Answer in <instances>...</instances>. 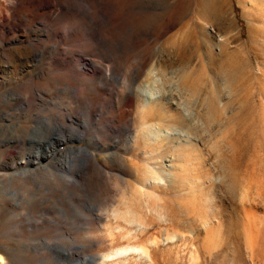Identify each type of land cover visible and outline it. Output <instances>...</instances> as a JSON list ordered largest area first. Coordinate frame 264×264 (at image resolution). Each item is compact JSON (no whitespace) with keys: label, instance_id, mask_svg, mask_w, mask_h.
I'll return each instance as SVG.
<instances>
[{"label":"rangeland","instance_id":"obj_1","mask_svg":"<svg viewBox=\"0 0 264 264\" xmlns=\"http://www.w3.org/2000/svg\"><path fill=\"white\" fill-rule=\"evenodd\" d=\"M49 1L0 0V37L6 33L0 49V253L5 264H73L77 257H97L110 248V241L100 238L104 212L130 194L140 176L136 166L141 173L144 165L143 152L127 144L140 126L142 105L135 95L128 105V89L121 82L134 72L144 79L154 53L179 62L173 70L188 66L185 84L174 88L167 80V88L192 114L182 125L192 139L189 146L170 143L157 163L171 164L182 176L175 186H189L190 175V183H203L204 189L190 184L197 188V209L175 186L158 191L161 199L153 204L162 206L171 221H155L142 238L145 243L160 240L152 247V264H196L192 246L199 254L197 264H264V1L215 0L221 14L234 18L233 24L225 21L221 36L211 27L214 17L202 0H101L102 18L95 0ZM27 26L44 33L38 42L29 39L40 53L30 62L25 48L10 45ZM211 34L227 44V56L240 65L233 84L216 90L230 97L227 113L212 119L197 111L200 94L212 97L210 76L221 80L228 68L222 67L225 58L217 47L210 54L204 50ZM118 44L125 47L116 52ZM40 124L49 127L36 135ZM56 124L63 125L61 130L45 141ZM62 136L63 141L56 140ZM48 142L53 151H47ZM70 147H88L90 154L71 153ZM135 202L140 208L141 201ZM220 214H245L253 227L249 242L236 230L209 254L202 236L163 241L162 227L186 235ZM127 242L119 236L112 247ZM52 244L69 248L71 261ZM144 259L114 264H151Z\"/></svg>","mask_w":264,"mask_h":264},{"label":"bare ground","instance_id":"obj_2","mask_svg":"<svg viewBox=\"0 0 264 264\" xmlns=\"http://www.w3.org/2000/svg\"><path fill=\"white\" fill-rule=\"evenodd\" d=\"M3 1H6L8 3L12 2V0H3ZM202 1H203L202 4H204L203 8L205 6V9H206V11H205V9H204V11L208 14L209 13L212 14L214 17V18L212 17L214 20H213V22H211L212 23L211 27L217 33V35L221 36L223 33V30H225L224 29L225 28L224 23H225V25H226V22L233 24L234 18L230 15V13L221 14L223 12L222 11L223 8L219 5H217L215 0H202ZM262 1H264V0H262ZM44 2H47L48 5L50 4L49 0H44ZM85 2H86V5L88 4L90 7H92L91 3H89L88 1H85ZM95 4H96L95 12L97 11V13L100 14L101 18L104 17L102 10H104L105 7L102 6L103 4H102L101 0H95ZM262 6H263V10L261 12V17L264 18V2H262ZM87 12H89V11H87ZM1 26H2V24H0V27ZM233 28H235V27H233ZM10 32H12L11 28L8 29L7 33H10ZM5 34L6 33H4V32L1 33V35L3 37H0V49L3 46ZM43 34L44 33L40 29H34L30 26H27L26 29H23L18 33V36L14 37L12 39V42H10V45H13V47L15 49L20 48V47L25 48L27 50L26 54H27V59L29 60V62L34 61V60H36L38 55H40V53L35 50V45L30 43L29 39L30 40H36L34 42H38V39H40L43 36ZM228 36L229 35H227V37ZM231 37L232 36H230V40L232 39ZM209 38H210L209 41H206V43H205L206 49H204V50H206L210 54V53H213V49H215L217 47L219 49L220 56L225 58L224 59V65H222V67L224 68L226 66L228 68L226 74H223L224 77L221 78V80L215 78V76H210V80H209L210 86H208V87L211 91L212 97H210V96L206 97L202 92L200 94V97H201L200 100L202 102L200 101V108H198L200 110L197 109V111H201V113L205 114L206 116H208L209 118L212 119L218 113H221V114L227 113L226 111L228 109H226V107L229 106L228 102H230V101L228 99L230 97L228 98V96H227L228 94L227 95L221 94V93L219 94V93H217L216 90L218 88V85H220V86L223 85V88H224V86H230L231 85V83L236 78V73H237L236 71L238 69V66L240 67V65H238V63L236 61H234L229 55L227 56V53H226L227 44H225L224 41H221V42L218 41L217 42V40L215 39L216 37H214L212 34H211V36H209ZM237 39H238V37H237ZM237 39H235V40H237ZM225 41H227V40H225ZM228 42H226V43H228ZM236 43H237V41H236ZM124 47H125L124 45L118 44V46H115L114 51L118 52ZM237 48H238V46H237ZM17 50H19V49H17ZM236 50L237 49H234V51H236ZM22 51H24V50H22ZM229 52H231V51H229ZM21 54H22V52H21ZM19 56H21V55H19ZM19 58H21V57H19ZM22 58H23V56H22ZM211 58H213V57H211ZM214 58H215V56H214ZM207 61H208V59H207ZM215 61H216V58H215ZM141 62H143L142 64H144V61H141ZM169 62L162 55H160V54L158 55L157 53H154V55H152L151 57H149L147 59V64H146L147 69L145 70L144 79H142L140 81V74H138V72H134L131 76L128 75V76H130V78L129 77L127 79L123 78V80L121 79L122 85L128 89V96L126 98L128 101V105L129 106L131 105V102H132L131 96H134V95L136 96V99L141 102V105H142V107L139 111L140 126H139V128H137L136 130H134L133 132L130 133L127 144H128V147L129 146L130 147H138L143 152L144 165H143V168L141 170L142 171L141 173H140V170L138 169L139 166H136V169H135L136 173L140 174V176L136 175V177L137 176L138 177L135 178V180L133 181V186L131 188L130 194L128 196H126V195L123 196V198L120 199V202L118 205H116L112 208L110 207L111 208L110 210H108V211L105 210L106 212H104L106 215V221L107 222L105 225V229L103 231L104 233L102 234V237H100V238L101 239L104 238V239H107L108 241H110V243H111V246H109L110 248H108L106 251H102V253H100L97 257H95V256H90L88 258L77 257L76 260H73V262H71L73 264H114V263H119L122 260L123 261L124 260L129 261L131 258H133V259L136 258V256H138V257L144 256L146 258V259H144V261L145 260L147 261V259H148L151 262V264L153 263V260H152L153 259V257H152L153 248L152 247L157 246L160 240H157V238L154 237L153 239L149 240L148 243L147 242L145 243L142 241V238L147 233H150V231H149L150 229L154 228V222L155 221H157L159 223H163V224L169 223L171 221L170 218H168L167 215L162 211L163 207L160 206L159 204L154 205L153 202L154 201L156 202V201L161 199L160 195L158 194L159 190H168V188H170V187L172 189L175 186L174 184H176V182H178V179L182 178V176H180L181 177L180 178L178 176L179 174L177 175L176 173H174L172 171V169H171L172 165L171 164L167 165V163H164L162 160H161V163H157L158 158H160L159 155L163 152L165 147L168 148L170 143L174 144V146H181V145L183 146L184 145V147H185V145L189 146L190 140H192L189 138V135L188 136L186 135L187 133H185L183 131V128H182V125L185 122H187L188 119L191 118L192 114L189 113L188 110H186L185 108L182 107V105L180 103L181 101H179V97L175 96L176 94H174V92L171 89L167 88V86H169V85H167V80L169 81L168 83H171L172 85H174V88L178 87V86L180 87V85L185 84V80L187 81L186 77L188 76V66H186L184 63L185 66L179 65L178 69L173 70L172 67L174 65L178 66V64H180V63L179 62L169 63ZM219 62H218V64H219ZM182 63H181V65H183ZM186 63H187V61H186ZM188 65H190V64H188ZM193 65L194 64H192V66ZM208 65H209V63H208ZM214 65H216V64L214 63ZM192 66H190V70H191ZM0 67H2V66H0ZM95 67H93L91 65L92 71H94V72H96L95 70H98V67L97 66H95ZM213 67H210V68L213 69ZM142 68H143V66H142ZM136 69H138V68H136ZM196 69H197V67H196ZM140 73H141V71H140ZM200 74H201V72H200ZM191 77H193V76H191ZM203 77H201V78H203ZM174 88H173V90H174ZM72 89H73L74 93H77V91H79V89L77 90V88L73 87V86H72ZM226 91H227V89H226ZM79 97H81V96H79ZM227 104H228V106H227ZM154 117H156V119L153 121L152 119ZM184 125H183V127H184ZM62 126H63L62 124L54 125L53 128L50 130L51 131L50 135H48L46 137L45 141H48L51 139L50 137L57 135V132L61 130ZM45 127L46 126L44 124H42V125L40 124V126L38 128H36V131H35L36 135H40L41 133H43L44 132L43 130H45ZM48 127H46V128H48ZM39 140H41V139L40 138L39 139H37V138L31 139V141H39ZM56 140L63 141V136L61 138L60 137L56 138ZM45 145H46V149L48 152L54 150V145L52 142L45 143ZM88 147H70L69 151L71 153H74V152L77 153L78 152V153L83 154V155H88V154H90ZM177 148H179V147H177ZM168 162H169V160H168ZM84 167H85L84 169H86V166H84ZM190 177H191L190 175H189V178L187 177L189 180L188 181L189 186L185 187V183H184L185 188L181 187V186L179 187V185L175 186V188H177L179 190V192H182L183 196H185L183 198L187 199L186 201L188 202V205H191V207L193 209H197V207H198V201L196 198L197 194H194V193H196L195 190L197 188L195 190H193L194 188H192V187L194 185L190 183L191 182ZM182 182H183V180H182ZM194 182H196L197 185ZM194 182H192V183H194L195 186L200 187L199 190L201 192L202 191L201 189L202 188L204 189V187L202 186L203 183L200 184V182H198V181H194ZM190 184L192 187L190 186ZM178 190H177V194H178ZM179 196L182 197L181 194ZM136 200L141 201L142 204L140 205V208L134 207V202ZM186 201L184 203H187ZM205 201H207V200H205ZM208 201H209V198H208ZM229 214L228 215L227 214H225V215L220 214V216L216 218L217 220H213V221H208L206 219H205V221L203 220L204 222H201L202 224H201L200 228L192 229V227H191L190 230L185 232L188 234V236H186L187 234L184 235L183 232L178 233L175 230L170 232L166 227H162L164 230L163 231L164 232L163 241H169L175 237H178L180 239H182L183 237L196 239V238H199V236L200 237L202 236L204 246L209 251L208 252L209 254L211 253V250L213 248L218 247L220 245L227 244L229 242L231 236L236 232V230L243 233V235L246 237L245 239H247L246 242L247 241L249 242V240L252 236V228L253 227L251 228L250 224L248 223L247 217H245V214L244 215L242 214L243 217H238V218L237 217L234 218ZM251 225H252V223H251ZM256 225H257V223H256ZM199 229H200V231H199ZM119 236H123V237L127 238L128 242L124 245L112 247L113 241H115ZM151 237H152V235H151ZM147 238H149V237H147ZM132 239H137V240H136V242H131ZM98 241L100 242V240H98ZM187 241L189 243L190 240H187ZM191 245H193V244L191 243ZM49 247L51 249H54V250L56 249L57 251H59L65 260L71 261L69 248H66L60 244H52V245H49ZM191 249H192V251L190 253L191 259L197 264L199 254L197 255L198 252L196 253L197 250L193 246L191 247ZM5 262H6L5 258L0 253V264H5ZM154 262H155L154 264H156V261H154Z\"/></svg>","mask_w":264,"mask_h":264}]
</instances>
